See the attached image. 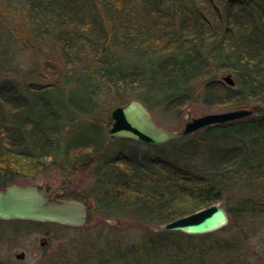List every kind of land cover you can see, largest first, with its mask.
<instances>
[{
    "label": "trees",
    "instance_id": "1",
    "mask_svg": "<svg viewBox=\"0 0 264 264\" xmlns=\"http://www.w3.org/2000/svg\"><path fill=\"white\" fill-rule=\"evenodd\" d=\"M133 99L178 119L197 99L253 113L141 158L127 138L105 146L111 111ZM49 170L91 180L59 196L85 204L87 222L95 202L144 227L140 242L95 252L99 264H254L239 235L264 219V0H0V189ZM225 198L219 231L149 227Z\"/></svg>",
    "mask_w": 264,
    "mask_h": 264
},
{
    "label": "rangeland",
    "instance_id": "2",
    "mask_svg": "<svg viewBox=\"0 0 264 264\" xmlns=\"http://www.w3.org/2000/svg\"><path fill=\"white\" fill-rule=\"evenodd\" d=\"M16 49L17 52L13 55L15 56L14 60H16L19 66V62L24 63L26 61V53H19V46H16ZM21 66L24 67L23 65ZM22 71L20 74L23 73ZM227 75H220L219 78L224 81L223 78ZM230 110L234 109L224 111L210 109L203 104L201 99H197L190 103L185 110L184 117L181 119L164 113L159 108L151 112L159 126L170 131H178L183 126L184 120L189 112L194 117H201L209 113H220ZM178 145L181 146V144H176L175 146L169 144V146H163L165 149L161 150L159 148L156 149L155 146L147 147V145L137 143L128 145L130 146L128 149L141 158L144 155L150 157L166 156L169 158L168 152ZM111 148L116 152L118 150V142H112ZM197 159L200 160V158ZM195 163H197L196 160ZM32 183L42 185L47 192L46 195L55 198L62 195L64 188L70 187L80 191L88 187L91 184V180L83 172L67 179L60 172L49 170L39 175ZM220 202L226 209L233 206V201H229L226 198ZM96 209V203L91 202L89 213L90 221L82 227H57L49 224L35 227L27 223L0 222V264H99L100 261L96 258L95 253L98 250L106 253L108 250L116 247L124 248L131 245V243L136 244L140 242L144 227H140L138 223L122 215H118L114 211L102 212V210ZM260 221L261 224L258 226ZM256 223L257 227L254 224L255 228L249 223L245 227L243 234L240 232L239 237L242 238L243 247L247 248L249 253L244 258L254 264H264L263 217L257 220ZM149 227L152 228L153 226ZM145 228L147 227L145 226ZM41 241H43V245ZM21 253H24L25 257L23 259H17L16 255ZM113 264L127 263L120 261L114 262ZM217 264L221 263L217 262Z\"/></svg>",
    "mask_w": 264,
    "mask_h": 264
},
{
    "label": "water",
    "instance_id": "3",
    "mask_svg": "<svg viewBox=\"0 0 264 264\" xmlns=\"http://www.w3.org/2000/svg\"><path fill=\"white\" fill-rule=\"evenodd\" d=\"M230 86L235 85L231 75L223 78ZM251 109H234L220 113H209L194 117L188 113L183 126L178 131H170L159 126L151 110L145 103L133 99L125 106L114 107L110 113L111 125L107 128L106 145L114 139H128L148 146H162L183 139L195 132L220 124L231 123L251 115ZM38 183L10 184L0 189V220L32 221L56 223L82 227L87 223V207L82 202L51 198ZM226 207L217 202L208 207L185 214L152 228L156 231H178L188 235L210 234L226 227L230 221ZM42 245L44 244L41 241ZM24 253L16 255L23 259Z\"/></svg>",
    "mask_w": 264,
    "mask_h": 264
},
{
    "label": "bare ground",
    "instance_id": "4",
    "mask_svg": "<svg viewBox=\"0 0 264 264\" xmlns=\"http://www.w3.org/2000/svg\"><path fill=\"white\" fill-rule=\"evenodd\" d=\"M220 202V201H219Z\"/></svg>",
    "mask_w": 264,
    "mask_h": 264
}]
</instances>
